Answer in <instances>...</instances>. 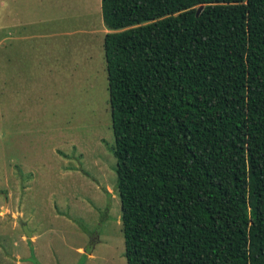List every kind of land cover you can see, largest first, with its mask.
<instances>
[{
  "label": "trees",
  "instance_id": "obj_1",
  "mask_svg": "<svg viewBox=\"0 0 264 264\" xmlns=\"http://www.w3.org/2000/svg\"><path fill=\"white\" fill-rule=\"evenodd\" d=\"M101 16L126 264H264V0Z\"/></svg>",
  "mask_w": 264,
  "mask_h": 264
},
{
  "label": "rangeland",
  "instance_id": "obj_2",
  "mask_svg": "<svg viewBox=\"0 0 264 264\" xmlns=\"http://www.w3.org/2000/svg\"><path fill=\"white\" fill-rule=\"evenodd\" d=\"M23 4L0 0V264H126L100 0H33L28 57Z\"/></svg>",
  "mask_w": 264,
  "mask_h": 264
},
{
  "label": "crops",
  "instance_id": "obj_3",
  "mask_svg": "<svg viewBox=\"0 0 264 264\" xmlns=\"http://www.w3.org/2000/svg\"><path fill=\"white\" fill-rule=\"evenodd\" d=\"M33 0H24V4L20 9V13L17 12V28L21 29V32H17V56L20 54H31L33 50L34 39L37 35L34 33L32 26L36 21V15H34V10L32 8ZM100 12H101V0H100ZM21 15V16H19ZM102 17V16H101ZM103 21V20H102ZM104 25V24H103ZM103 34L105 36L108 30L103 29ZM104 39V37H103Z\"/></svg>",
  "mask_w": 264,
  "mask_h": 264
},
{
  "label": "water",
  "instance_id": "obj_4",
  "mask_svg": "<svg viewBox=\"0 0 264 264\" xmlns=\"http://www.w3.org/2000/svg\"><path fill=\"white\" fill-rule=\"evenodd\" d=\"M202 8H203L202 6H200L198 8L196 15H199ZM18 222H19V224L22 228V231H23L24 235L26 236V238H30L32 236V232L27 229V225L24 222H22L20 219H18Z\"/></svg>",
  "mask_w": 264,
  "mask_h": 264
}]
</instances>
